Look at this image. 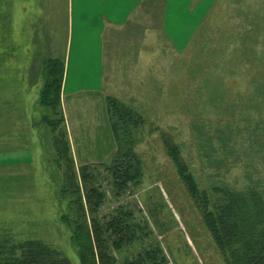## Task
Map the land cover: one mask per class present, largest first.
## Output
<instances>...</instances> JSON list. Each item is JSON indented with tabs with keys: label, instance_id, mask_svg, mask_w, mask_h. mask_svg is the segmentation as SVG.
<instances>
[{
	"label": "rangeland",
	"instance_id": "1",
	"mask_svg": "<svg viewBox=\"0 0 264 264\" xmlns=\"http://www.w3.org/2000/svg\"><path fill=\"white\" fill-rule=\"evenodd\" d=\"M167 1L147 0L138 30L109 42L104 91L63 95L78 183L67 189L84 195L88 166L105 197L94 218L131 230L112 250L116 264H227L169 149H179L200 191L264 194V0H195L194 16L166 22ZM70 6L0 0V227L81 264L60 222L69 198L58 201L54 134L39 103L44 60L67 58Z\"/></svg>",
	"mask_w": 264,
	"mask_h": 264
},
{
	"label": "trees",
	"instance_id": "2",
	"mask_svg": "<svg viewBox=\"0 0 264 264\" xmlns=\"http://www.w3.org/2000/svg\"><path fill=\"white\" fill-rule=\"evenodd\" d=\"M43 73L45 83L39 103L45 110L42 122L51 127L54 134L55 179L61 186L58 201L62 205L64 198H69L67 211L61 215L60 222L69 230L81 264H96V253L101 264H116L112 250L119 251L129 243L127 237L131 230L116 219L102 226L94 218L93 214L101 208L105 197L101 191L91 187L94 175L90 174L88 166L81 167L80 171L84 195L71 193L67 189V184L76 189L78 183L62 128L64 115L61 95L65 62L60 59L44 60ZM175 148L169 149L171 156L189 191L198 196L206 227L226 263L264 264V194L255 188L238 191L226 186L214 187L211 194L200 191L187 164L180 159L179 149ZM118 188L122 190L124 184L118 185ZM86 207L88 211L85 212ZM89 214L92 220L88 225L86 216ZM0 264L73 263L59 250L41 240H17L11 232L0 227Z\"/></svg>",
	"mask_w": 264,
	"mask_h": 264
},
{
	"label": "crops",
	"instance_id": "3",
	"mask_svg": "<svg viewBox=\"0 0 264 264\" xmlns=\"http://www.w3.org/2000/svg\"><path fill=\"white\" fill-rule=\"evenodd\" d=\"M178 1H167L164 10L166 22L170 19L173 21L174 15L194 16L195 0H180L177 7L181 5L182 10L173 9ZM146 2L147 0H71L69 50L65 59L62 107L63 95L79 96L100 93L106 89L107 46L109 42L115 44L119 38H125L135 27L138 30L146 21ZM204 2L202 0V5H205ZM63 115L65 118L64 111Z\"/></svg>",
	"mask_w": 264,
	"mask_h": 264
}]
</instances>
